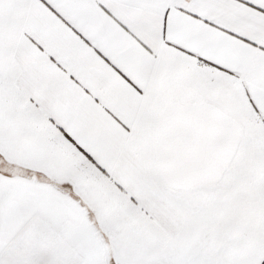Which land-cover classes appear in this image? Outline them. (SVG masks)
Returning a JSON list of instances; mask_svg holds the SVG:
<instances>
[{
	"label": "snow or ice",
	"instance_id": "snow-or-ice-1",
	"mask_svg": "<svg viewBox=\"0 0 264 264\" xmlns=\"http://www.w3.org/2000/svg\"><path fill=\"white\" fill-rule=\"evenodd\" d=\"M0 264H264V0H0Z\"/></svg>",
	"mask_w": 264,
	"mask_h": 264
}]
</instances>
